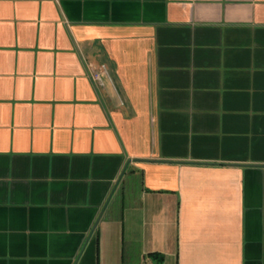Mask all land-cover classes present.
<instances>
[{
  "label": "crops",
  "instance_id": "obj_1",
  "mask_svg": "<svg viewBox=\"0 0 264 264\" xmlns=\"http://www.w3.org/2000/svg\"><path fill=\"white\" fill-rule=\"evenodd\" d=\"M153 253L264 264V0H0V264Z\"/></svg>",
  "mask_w": 264,
  "mask_h": 264
},
{
  "label": "trees",
  "instance_id": "obj_2",
  "mask_svg": "<svg viewBox=\"0 0 264 264\" xmlns=\"http://www.w3.org/2000/svg\"><path fill=\"white\" fill-rule=\"evenodd\" d=\"M151 256L155 259L156 264H162L164 261V256L159 253H153Z\"/></svg>",
  "mask_w": 264,
  "mask_h": 264
},
{
  "label": "built area",
  "instance_id": "obj_3",
  "mask_svg": "<svg viewBox=\"0 0 264 264\" xmlns=\"http://www.w3.org/2000/svg\"><path fill=\"white\" fill-rule=\"evenodd\" d=\"M97 79H100V77H97Z\"/></svg>",
  "mask_w": 264,
  "mask_h": 264
}]
</instances>
